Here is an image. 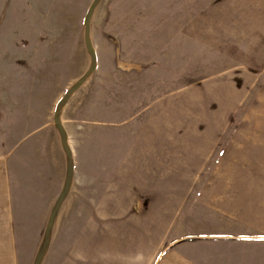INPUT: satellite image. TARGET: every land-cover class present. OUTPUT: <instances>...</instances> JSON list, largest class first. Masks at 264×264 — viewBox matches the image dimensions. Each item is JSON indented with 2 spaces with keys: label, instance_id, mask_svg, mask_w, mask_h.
Listing matches in <instances>:
<instances>
[{
  "label": "rangeland",
  "instance_id": "obj_1",
  "mask_svg": "<svg viewBox=\"0 0 264 264\" xmlns=\"http://www.w3.org/2000/svg\"><path fill=\"white\" fill-rule=\"evenodd\" d=\"M4 154L14 264H264V0H0Z\"/></svg>",
  "mask_w": 264,
  "mask_h": 264
},
{
  "label": "crops",
  "instance_id": "obj_2",
  "mask_svg": "<svg viewBox=\"0 0 264 264\" xmlns=\"http://www.w3.org/2000/svg\"><path fill=\"white\" fill-rule=\"evenodd\" d=\"M14 181L11 174L10 160L6 154L3 156L0 155V260H4L5 264H14ZM261 237L264 236H250L244 233L239 235H220L212 238L214 241L217 240L224 244L244 245L250 243L252 240H262ZM221 253L224 255L223 259L227 262H220L218 264L230 263L229 261L233 255L238 257L236 259H245V255L242 254L243 252L233 253V251H224ZM189 260L190 258H188L186 264H194ZM179 264H182V262L180 261Z\"/></svg>",
  "mask_w": 264,
  "mask_h": 264
},
{
  "label": "snow or ice",
  "instance_id": "obj_3",
  "mask_svg": "<svg viewBox=\"0 0 264 264\" xmlns=\"http://www.w3.org/2000/svg\"><path fill=\"white\" fill-rule=\"evenodd\" d=\"M261 239H264V237H261Z\"/></svg>",
  "mask_w": 264,
  "mask_h": 264
}]
</instances>
